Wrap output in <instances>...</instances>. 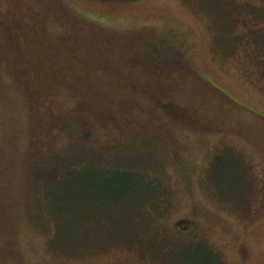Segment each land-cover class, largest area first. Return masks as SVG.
<instances>
[{
    "label": "rangeland",
    "instance_id": "rangeland-1",
    "mask_svg": "<svg viewBox=\"0 0 264 264\" xmlns=\"http://www.w3.org/2000/svg\"><path fill=\"white\" fill-rule=\"evenodd\" d=\"M49 1L0 0V209L5 219L0 264H264V156L236 135L159 123L158 132L131 127L109 138L94 135L93 142L104 145L109 139L107 149L117 147L94 155L76 133H61L46 153L78 151L76 163L104 190L97 201L92 192L86 200L74 198L64 193L71 181L54 175L45 179L46 189L42 186L36 172L46 164L54 168L55 161L41 153V144L35 150L39 128L24 99L21 75L26 50L21 42L17 51L9 37L20 41L27 32L14 6L36 2L39 11L37 2ZM61 1L107 29L146 36L171 32L192 67L264 116V46L255 42V36L264 37V0ZM72 16L59 8L46 26L65 31L75 23ZM85 30L98 37L94 28ZM110 39L101 37L102 52L106 42L116 40ZM77 41L88 45L83 37ZM79 106L78 97L65 91L53 102L49 98L39 116L48 120L52 110L55 121H78L83 118ZM123 176L139 183L117 196L118 187L108 181ZM81 202L88 206L77 212ZM82 219H89L85 228L101 233L75 239ZM182 220L191 231L176 228Z\"/></svg>",
    "mask_w": 264,
    "mask_h": 264
},
{
    "label": "trees",
    "instance_id": "trees-1",
    "mask_svg": "<svg viewBox=\"0 0 264 264\" xmlns=\"http://www.w3.org/2000/svg\"><path fill=\"white\" fill-rule=\"evenodd\" d=\"M58 1L37 2L39 11L33 8L36 2H24L23 5L20 2L14 6L18 8L19 16L23 17L27 32H23L20 41L15 36L9 37L17 51L16 45L21 42L26 50L21 56V75L24 99L39 128L40 140L33 142L35 150L41 144L44 147L41 153L51 155L46 150L53 151L51 145L58 140V134L71 136L74 132L90 144L89 154L103 155V150L117 147L112 145L108 146L111 149H107L106 145L112 141L109 139L104 145L93 142L94 135L103 133L109 138L114 132L119 134L131 127L158 132L162 131L159 123H165L170 128L191 125L207 132L230 133L253 145L264 156V116L232 99L192 67L186 60L183 44L171 32L146 36L138 31L107 29L78 14L65 2ZM62 7L73 13L75 23L69 24L65 31L48 30L46 20ZM73 26H78V32ZM85 28H94L98 37ZM79 37H83L88 45H79ZM101 37L106 41L114 37L116 40L106 42L102 52ZM255 37V42L264 46V37ZM30 56L31 64L28 62ZM84 74L88 79L83 80ZM65 91H69L73 98L78 97V109L83 118L78 121L70 118L55 121V113L51 110L48 120L41 119L39 111L46 101L50 98L53 102ZM151 114L154 117H150ZM73 153L59 151L52 154L55 167L50 168L46 164L44 171L36 172L37 178L43 180L45 189V179L48 181L53 175L56 180L71 181L64 193L86 200L88 193L92 192L93 201H97L104 184L98 187L99 182L96 184L93 176L88 177L82 172L83 166L76 163L78 151L76 155ZM58 167H62L59 173ZM138 183L127 176L108 181L110 186L118 187L120 192L117 196L133 190ZM69 194L63 198L64 202L69 199ZM87 206L88 202H81L74 208L82 212ZM46 215L52 218L48 212ZM4 220L0 209V226H3ZM88 220L79 222L83 228L77 231L75 239L96 237L101 233L85 228ZM52 221L56 236L55 221ZM175 226L181 232L192 230V225L184 220Z\"/></svg>",
    "mask_w": 264,
    "mask_h": 264
}]
</instances>
